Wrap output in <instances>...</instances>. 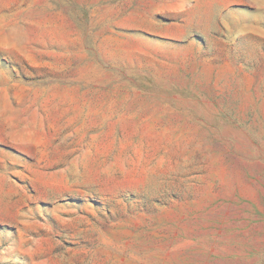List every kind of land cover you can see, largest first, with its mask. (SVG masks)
Here are the masks:
<instances>
[{
  "label": "rangeland",
  "instance_id": "obj_1",
  "mask_svg": "<svg viewBox=\"0 0 264 264\" xmlns=\"http://www.w3.org/2000/svg\"><path fill=\"white\" fill-rule=\"evenodd\" d=\"M0 264H264V0H0Z\"/></svg>",
  "mask_w": 264,
  "mask_h": 264
}]
</instances>
